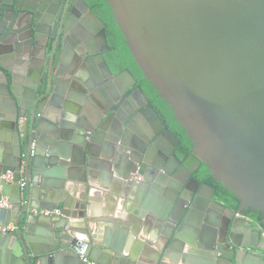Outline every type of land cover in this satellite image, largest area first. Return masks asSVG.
I'll return each instance as SVG.
<instances>
[{
    "label": "water",
    "instance_id": "95a60500",
    "mask_svg": "<svg viewBox=\"0 0 264 264\" xmlns=\"http://www.w3.org/2000/svg\"><path fill=\"white\" fill-rule=\"evenodd\" d=\"M41 1L47 12L61 2L66 8L74 5V0ZM106 2L135 65L185 130L192 151L186 157L177 152L179 139L135 87L130 72L109 65L104 24L83 0V10L99 26L102 50H88L93 39H76L67 47L71 26L66 21L42 25L39 14L45 9L28 0H0V140L5 150L0 200L11 204L0 208V227L13 223L19 228L14 234L0 232V252L10 264H78L79 258L82 264H88L84 258L96 264H165V259L175 264L182 258L191 264L193 247H200L203 264H264V0ZM98 83H106L110 94L98 88L101 93L94 98ZM76 85L96 106L77 124L61 123L63 89ZM19 117L25 118L23 131ZM46 121H52L49 129ZM61 137L84 146L89 156L96 154L93 144H105L122 181L140 177L144 186L163 188L162 209L150 210L165 230L160 251L145 250L139 258L112 247L110 261L108 244L90 227H101L92 209L99 200L90 188L85 194L76 184L65 189L66 181L83 180L60 172L67 158L59 148ZM201 164L238 199L236 209L218 199L214 186L193 177ZM6 172L13 173L14 183L1 177ZM48 177L62 181L51 184L53 192L39 195L38 205H22L19 180L24 179L27 200ZM34 206L51 211L61 206L60 220L49 229V247L36 254L21 226L36 218ZM248 210L262 215L260 224L245 214ZM174 247L181 251L173 256Z\"/></svg>",
    "mask_w": 264,
    "mask_h": 264
},
{
    "label": "crops",
    "instance_id": "0c3cea01",
    "mask_svg": "<svg viewBox=\"0 0 264 264\" xmlns=\"http://www.w3.org/2000/svg\"><path fill=\"white\" fill-rule=\"evenodd\" d=\"M93 65L97 67V64L93 63ZM98 88H103L104 93H109L106 83H98L95 91L91 92L94 98L98 97L101 93V91H98ZM70 90L73 94L70 93ZM63 92L64 94L61 97L63 103L60 108L63 114H61L60 118L61 123L63 122L68 125L77 124L78 119L83 121L85 116L92 114L96 105L90 96L83 92L81 87L76 85L75 88H64ZM82 96L85 97L83 100L79 98ZM51 125L52 121H46L45 128L49 129ZM137 125L140 124L138 123ZM69 128L64 127L63 129L67 130ZM133 133L134 135L137 134L136 131H133ZM0 142V155H3L5 152L2 146L3 140H0ZM104 145L100 143L93 144V152L96 154L89 156L86 155L84 146L74 143L73 140L61 137L59 148H62V152L67 155V158L66 163L59 166L62 170L60 172L74 175L83 180L81 183L66 181L65 189L76 184L77 187L84 190L82 193L85 194L87 193V189L90 188L91 197L99 200V202L92 204V209L93 213L99 218L100 222L98 223L101 227L97 228V223H91L90 227L92 231L95 228L98 229L100 241H105L108 244L109 249L106 252L109 253L110 257H113L110 261H114V254L110 250L112 247L120 248L124 250L123 252L127 251L128 257L136 253L139 255V258L145 250L160 251L166 242L165 230L162 223L156 217L151 216L150 210L160 211L162 209L166 198L163 188L155 186L153 183L144 186L141 182H138L139 180L135 181V184H130L131 181L127 183L122 181L114 169L113 151L110 152L107 148L105 149ZM129 153L127 152V154ZM61 181L59 177L44 178L41 185L42 188H38L39 193H35V198H27V201L32 207L33 205H38L40 201L39 195L48 190L53 192L55 189L51 184H57ZM80 193L78 191L76 195L78 196ZM73 197L76 199V196ZM34 208L36 209L37 207L34 206ZM56 209L60 211L61 206L53 208V210ZM35 217L31 224H22L21 226L22 232L28 236L30 245L34 249L33 252L36 254L44 252L49 247V229H51L50 227L55 222L60 220L61 216L48 218L35 215ZM259 244H263L262 241ZM254 245H256V242ZM193 249L194 254H191V258L193 259L190 260V263L203 264L205 256L202 254L205 249L200 247H193ZM180 251L181 248L174 247L172 255L174 256ZM254 251L260 253L259 250ZM77 262L78 264H82L80 258L77 259ZM164 263L172 264L170 259H165ZM0 264H10L7 255L2 252H0ZM35 264H38V262ZM175 264H187V262H183L181 258Z\"/></svg>",
    "mask_w": 264,
    "mask_h": 264
},
{
    "label": "flooded vegetation",
    "instance_id": "af4514ba",
    "mask_svg": "<svg viewBox=\"0 0 264 264\" xmlns=\"http://www.w3.org/2000/svg\"><path fill=\"white\" fill-rule=\"evenodd\" d=\"M83 1L87 5L88 9L95 16H97L99 18V20L104 24V31H105V36H106V40H107V49L105 50L104 55H105V58L107 59V62L109 63V65L115 70V63H116L115 61L117 59L120 61L122 59L121 54L124 52L123 45H121L120 42H118L120 40V37L116 36L117 31L112 26V23H110L108 21V18L105 16V13H104L105 11L102 12V11L98 10L96 12V11H94L91 8V4H92V2L94 0H83ZM28 2H29V4L37 6V8L41 7L42 9H45V11L40 12V14H39V18L41 20L42 25L57 24L61 20H64V21L67 22L68 26H71L70 30L67 31L66 34H65V39L67 41L66 42L67 47L68 46L70 47L71 46L70 44H73V41H75L76 39H84L87 42H90V39H93V40H95L94 45H92V44L90 45L89 44L88 45V50H93V49L102 50V49H104V46L97 39V35H99V32H100L99 26L92 19V17L89 14V11L83 10L82 6L80 5V0H74V5L73 6H68L67 8L61 2V4H57L55 7H53L51 12H47V7H45L46 5L41 0H28ZM109 8H110V6H109ZM111 14H112V11H111ZM102 15H103V17H102ZM112 17H113V14H112ZM113 20H114V17H113ZM114 22H115V20H114ZM115 24H116V22H115ZM77 25H79V26H77ZM121 34H122V32H121ZM122 37H123V35H122ZM123 41H124V44H125L124 37H123ZM128 53H129V51H128ZM129 55H130V53H129ZM130 59L134 63V60L132 59L131 55H130ZM123 70H128V69L124 68V69H121L119 71H123ZM137 70L140 71L138 68H137ZM129 72H130V74L133 76V78L136 81L135 87H140V86L137 85L138 80H137L136 75L131 73V71H129ZM135 72L138 75V72L137 71H135ZM137 124H138V122H137ZM140 125H137V126H139L138 128L141 129ZM164 125H165V123H164ZM165 128H166V126H165ZM176 150H177V152L179 154L182 155V144H181V141H180L179 145L177 146ZM190 153H188L187 155L182 156V157H186ZM204 175L209 177L206 169L204 168V165L201 164L199 166V168L193 174V177L196 180H198L199 182H201V183H204V182L208 183L206 177H205L206 178L205 180H201V177L204 176ZM130 181H138V180L135 179V177H134V178H131ZM217 194L218 193H217V188H216L215 195L217 196Z\"/></svg>",
    "mask_w": 264,
    "mask_h": 264
},
{
    "label": "trees",
    "instance_id": "16d2710c",
    "mask_svg": "<svg viewBox=\"0 0 264 264\" xmlns=\"http://www.w3.org/2000/svg\"><path fill=\"white\" fill-rule=\"evenodd\" d=\"M91 8L94 11H105V16L108 18V21L112 23V26L116 29L117 34L116 36L120 37V42L121 45H123L124 52L121 54L122 59L119 61L118 59L115 61V71L119 72L121 69H128L136 75L137 77V85L141 87L143 92L146 94L149 104L156 110L160 118L163 120L165 123L166 128L171 131L180 141L182 144V156L187 155L188 153L191 152L192 150V145L193 143L189 141L186 138V133L185 130L181 129L180 125L175 122L174 116L170 110V108L164 103L163 100L159 99L157 93L153 89V87L146 81L141 72L137 70L136 65L133 63V61L130 59V55L128 53V50L124 44L122 34L118 27L116 26L111 10L106 3V0H94L91 4ZM103 17V15H102ZM104 19V18H103ZM108 23V22H107ZM138 72V75L136 72ZM207 178V181L209 184L215 186L217 188V197L220 201L224 202L226 205L229 207L236 209L238 206V199L231 193L230 191L226 190L222 185H219L216 181L212 180L210 177L207 176H202L201 180H205ZM245 214L251 218L254 222L260 224L261 223V217L262 215L259 213H255L251 210H248L245 212Z\"/></svg>",
    "mask_w": 264,
    "mask_h": 264
},
{
    "label": "built area",
    "instance_id": "2783aa9c",
    "mask_svg": "<svg viewBox=\"0 0 264 264\" xmlns=\"http://www.w3.org/2000/svg\"><path fill=\"white\" fill-rule=\"evenodd\" d=\"M18 125L21 131L24 130V125H25V118L24 117H19L18 119ZM35 139L32 140L31 146L32 149L35 147ZM32 153V151H31ZM25 158H26V154L23 153L22 154V159H21V168H20V173L21 175H23L24 173V167H25ZM6 182L8 183H14V176L13 173L11 172H6L5 174H3L1 176ZM135 179L139 180L141 179L140 177H135ZM19 185V189H20V199H21V203L22 205L27 204V200L25 197V182L24 179L21 178L18 182ZM0 208L2 209H10L11 208V204L10 202L5 199L2 198L0 200ZM34 215L36 216H45V217H54V216H59L60 215V211L58 209L56 210H52V211H48V210H37V209H32ZM18 226H16L15 224L11 223L5 227H0V232L3 234H14L16 231H18ZM82 261L84 263H88V264H96L94 262L89 261L88 259H82Z\"/></svg>",
    "mask_w": 264,
    "mask_h": 264
}]
</instances>
